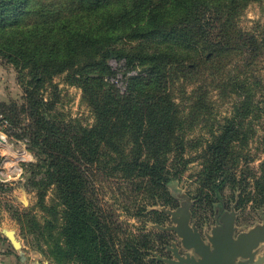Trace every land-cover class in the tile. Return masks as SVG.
Here are the masks:
<instances>
[{"label":"trees","instance_id":"1","mask_svg":"<svg viewBox=\"0 0 264 264\" xmlns=\"http://www.w3.org/2000/svg\"><path fill=\"white\" fill-rule=\"evenodd\" d=\"M254 1L0 0V57L29 75L20 82L29 124L15 136L35 158L27 166L29 188L47 215L41 230L53 264H165L161 256L147 261L154 237L116 238L100 207L98 178L114 182L128 216H161L146 203L157 207L187 169L183 133L212 92L233 97V107L205 140V179L216 198L234 180L231 154L245 141L247 119L264 121V27L238 26ZM150 43L159 47L144 50ZM119 46L125 55H117ZM111 59L137 71L124 96L105 82ZM64 72L81 89L92 125L54 119L53 103L39 94ZM1 108L10 134L14 126ZM260 144L264 151V136ZM261 171L255 188L264 198V164Z\"/></svg>","mask_w":264,"mask_h":264},{"label":"rangeland","instance_id":"2","mask_svg":"<svg viewBox=\"0 0 264 264\" xmlns=\"http://www.w3.org/2000/svg\"><path fill=\"white\" fill-rule=\"evenodd\" d=\"M238 26L246 31L264 27V0L248 4L238 18ZM158 47L150 43L143 49L152 51ZM116 50L117 55H125L127 49L119 46ZM261 69L264 74V65ZM71 77L72 72L53 77L52 85L46 83L39 89V94L47 102L53 103L50 114L54 119L90 126L94 116L81 101V89L71 84ZM28 78L27 71L19 76L15 67L0 57V106H4L0 108L11 118L15 129L7 135L6 146L2 144L0 149V240H6L11 246L4 234L10 232L19 243V248L15 250L11 246L15 252L25 253L31 263L53 264L46 254L41 230L47 215L38 206L36 194L29 188L27 166L34 163L35 158L26 141L15 136L19 129L29 124L23 109L27 96L20 83ZM174 95L176 98L180 95L176 88ZM232 107L233 97L220 98L217 92L209 93L208 107L203 110V115L192 121L189 130L183 133L187 141L186 155L191 160L187 169L180 180L169 187L170 195L157 202V207H150L154 202L152 200L146 203L148 210L157 209L161 216L149 215L147 211L136 218L128 216L124 212L126 199L117 191L114 182L98 178L100 207L107 217L112 218L110 227L116 238L124 241L127 235L132 234L138 239L150 235L157 240V246L149 252L147 261L159 254L161 250L158 245L164 243L166 261L177 263L178 258L200 259L198 252L182 244L185 228L199 233L201 241L210 250L216 240L225 241L227 236L235 239L254 233L261 241L250 254L258 258L264 253V198L257 194L255 188L256 182L261 180L264 164V151L260 144L264 136L261 129L264 121H255L252 117L247 119L243 130L245 141L235 143L231 154L234 180L225 185L220 198L215 197L205 179L202 148L205 140L217 134L219 127L231 116ZM51 196L49 192L46 205L51 203ZM184 201L188 202L189 207L186 215L182 216L177 211ZM139 202L140 196L137 198Z\"/></svg>","mask_w":264,"mask_h":264},{"label":"water","instance_id":"3","mask_svg":"<svg viewBox=\"0 0 264 264\" xmlns=\"http://www.w3.org/2000/svg\"><path fill=\"white\" fill-rule=\"evenodd\" d=\"M4 234L14 250L19 248V243L15 241L10 232ZM260 241L261 239L255 237L254 233L240 235L235 239L227 236L225 241L216 240L213 243V249L210 250L201 241L199 233L185 228L182 232V244L184 247L198 252L201 255L200 259L178 258L177 263L166 260L163 262L166 264H264V253L258 258H254L250 254Z\"/></svg>","mask_w":264,"mask_h":264},{"label":"built area","instance_id":"4","mask_svg":"<svg viewBox=\"0 0 264 264\" xmlns=\"http://www.w3.org/2000/svg\"><path fill=\"white\" fill-rule=\"evenodd\" d=\"M109 67L113 71V75L105 78V82L115 87L121 96L126 95L128 82L137 75V71L128 67L125 60L111 59L108 62ZM11 129L9 121L0 112V149L1 145L6 146L7 135Z\"/></svg>","mask_w":264,"mask_h":264},{"label":"crops","instance_id":"5","mask_svg":"<svg viewBox=\"0 0 264 264\" xmlns=\"http://www.w3.org/2000/svg\"><path fill=\"white\" fill-rule=\"evenodd\" d=\"M26 257L23 252H15L6 240H0V264H36L31 263Z\"/></svg>","mask_w":264,"mask_h":264},{"label":"flooded vegetation","instance_id":"6","mask_svg":"<svg viewBox=\"0 0 264 264\" xmlns=\"http://www.w3.org/2000/svg\"><path fill=\"white\" fill-rule=\"evenodd\" d=\"M187 207H189V204H188V202H182V206H181V209H179L177 212H178V214L179 215H182V216H184V215H186V209H187ZM158 247H159V249L161 250L160 252H159V254H157L153 259H155L157 256H161L163 259H165V255L163 254V252H164V250H165V248H166V244L164 243V244H162V245H158Z\"/></svg>","mask_w":264,"mask_h":264}]
</instances>
